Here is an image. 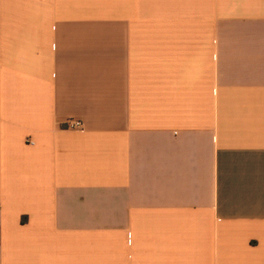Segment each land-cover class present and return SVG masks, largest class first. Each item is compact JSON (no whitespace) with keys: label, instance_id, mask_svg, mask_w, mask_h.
<instances>
[{"label":"crops","instance_id":"crops-1","mask_svg":"<svg viewBox=\"0 0 264 264\" xmlns=\"http://www.w3.org/2000/svg\"><path fill=\"white\" fill-rule=\"evenodd\" d=\"M0 264H264V0H0Z\"/></svg>","mask_w":264,"mask_h":264},{"label":"built area","instance_id":"built-area-1","mask_svg":"<svg viewBox=\"0 0 264 264\" xmlns=\"http://www.w3.org/2000/svg\"><path fill=\"white\" fill-rule=\"evenodd\" d=\"M68 127L71 129H77V130H82L83 129V123L78 120H71L68 123Z\"/></svg>","mask_w":264,"mask_h":264}]
</instances>
